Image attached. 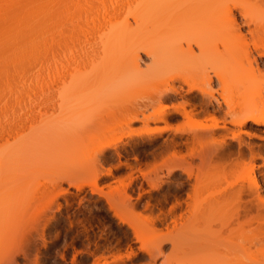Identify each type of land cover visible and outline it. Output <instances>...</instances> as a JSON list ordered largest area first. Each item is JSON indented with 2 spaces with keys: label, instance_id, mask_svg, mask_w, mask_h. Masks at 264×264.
Wrapping results in <instances>:
<instances>
[{
  "label": "bare ground",
  "instance_id": "obj_1",
  "mask_svg": "<svg viewBox=\"0 0 264 264\" xmlns=\"http://www.w3.org/2000/svg\"><path fill=\"white\" fill-rule=\"evenodd\" d=\"M3 1L0 264H20L18 254L28 255L21 241L31 232L22 235L19 231L25 214L16 205L24 195L19 190L6 191L11 175L21 179L34 162L68 153L73 148L71 141L104 116L113 124H123L129 134L123 146L116 142L102 146L93 157L91 170L101 167L105 153L126 159L127 146L136 143L131 137L134 121L147 132H170L164 142L170 149L181 150L189 141L188 149H192L194 143L212 138L217 130L221 137L216 148L197 161L192 156L169 160L164 178L143 176L155 190L173 184L178 193L188 185L185 197L176 198L166 211L159 209L148 228L137 218L139 205L131 199L132 185L137 191L143 189L142 181L136 184L132 169L121 190L92 186L91 192L98 195L93 202L102 197L112 215L132 234L128 248L137 242L143 258L139 264H247L246 179L240 176L227 182L204 203L195 205L191 200L216 182L209 180L212 163L220 158L230 160L234 142L240 147L247 144L241 137L240 132L245 131L241 125L264 126V82L259 80L264 73V0ZM100 51H106V57L97 61ZM35 61L38 75L43 77L39 87L35 83L40 92L32 89L28 93L23 85L19 87L21 83L12 89L11 81L26 78L29 66L38 65ZM79 64L88 65L76 76ZM115 64L118 69L112 74L109 68ZM103 71L112 76L101 75ZM119 73L126 76L119 80ZM172 115L181 118L176 126L167 122ZM196 116L208 118L209 123L194 125ZM65 140L71 141L65 144ZM223 169L217 180L227 177ZM76 176L69 172L60 179L74 183L81 194L83 183ZM17 187L21 185L17 183ZM57 188L62 190L61 184ZM190 217H199L209 233L187 224ZM149 231L156 238L147 244ZM165 242L168 250L162 248ZM257 242L264 243V224ZM119 258H114V264H120Z\"/></svg>",
  "mask_w": 264,
  "mask_h": 264
},
{
  "label": "rangeland",
  "instance_id": "obj_2",
  "mask_svg": "<svg viewBox=\"0 0 264 264\" xmlns=\"http://www.w3.org/2000/svg\"><path fill=\"white\" fill-rule=\"evenodd\" d=\"M0 4L2 6L3 3ZM98 53L96 60H105L106 51ZM31 63L32 66L38 64L36 61L35 64L34 62ZM35 66L34 69L29 66L31 70L28 67L29 70L27 73L25 72L26 78L23 76L25 81H22L23 78L13 79L14 83L11 81V86L14 88H11L16 89V84L21 83L19 87L23 85L22 88L28 93L34 92L32 89L40 92L38 87L43 77L38 75L39 64ZM85 66L81 64L75 75L79 76V72H82ZM116 69H118L117 64L109 68L112 74H116ZM70 71L74 73L72 67ZM110 71H103L101 75L112 76ZM125 76V73H119L117 79L122 80ZM259 80L264 82V73L259 76ZM55 81L57 82V79ZM19 87L17 86V88ZM179 90L185 93L184 89L179 88ZM169 99L174 101L173 98ZM37 109L38 107L36 111ZM40 111L43 110L40 109ZM36 113L38 114V112ZM177 120H181V118L173 115L167 117V122L173 126H176ZM97 121L98 123L91 130L81 137L73 139L74 141L70 140L73 148L71 147V150L69 148L68 153L65 152L55 157L50 155L51 157L44 162L36 161L33 169L30 168V172L25 174L24 179H20L17 175H11L9 183H6V188L2 185L8 192L17 193L19 190V193L24 195V198L21 195L22 200L16 205L22 206V215L25 214L19 231L22 235L31 232L29 236H26V239H21L23 246L28 250V255L18 254L20 264L22 261L23 264H114L115 257L121 258L120 264H139L143 258L137 249V242L132 244V250L128 248L127 244L132 240V234L126 229L125 224L112 215L102 197H99L98 202H93L98 195L91 192L92 186L103 189V191L121 190L123 186L127 185V174L132 169L131 173L135 177L136 184L142 181L143 189L137 191V186L132 185L134 191L131 192V196H133L131 199L138 203L137 218L139 216L141 223L146 227L148 221L153 220L159 213V209L166 211L170 204L175 203L176 198L182 200L188 185L179 189L178 193L175 192L173 184H164L163 188L155 190L151 189L143 176L147 174L152 179L164 178L165 167L169 160L192 156L193 160L197 161L199 156L213 151L221 139L217 130V134L212 138L194 143L192 149H188L191 146L190 141L188 146L181 148V150L170 149L164 143L170 137V132L164 130L147 132L142 129L140 122L134 121L131 123V128L135 131L131 137L136 143L127 146L129 150L126 159L123 157L120 159L112 158L111 153H105L106 160L103 158L101 167L98 170H91L93 157L99 153L98 150L102 146L113 142H116L118 147L123 146L122 143L129 134L123 124H113L108 121L106 116ZM151 122L149 123L150 126L153 124ZM207 123H209L208 118L201 116H196L193 121L194 125ZM241 127V130H245L240 132L241 137L247 144L243 143L240 147L234 142L233 146L230 147L233 154L230 160L220 158V160L212 163L209 180L216 182L214 184L212 182L209 188L202 190L198 196L191 200V203L197 205L209 201L227 182L240 176L244 177L247 181L246 262L247 264H264V243L257 242V234L264 224V126L242 124ZM182 136L183 141L185 135ZM66 141L65 144L70 142ZM56 145L58 146V144ZM222 151L225 153L228 150ZM232 159L234 165H230ZM222 169L228 173L227 177L217 180L216 177L218 178ZM69 172L77 173L75 180L78 183H83L81 194L76 192L74 183L69 184L60 179L61 175ZM176 177L178 176L174 175V178ZM17 183L21 185L20 188L17 187ZM58 184H61L62 190L57 188ZM137 194H139L138 198L136 197ZM81 195L84 197L81 198ZM186 223L193 225L200 233H209L207 226L199 217H190ZM216 227L212 224V228ZM149 233L151 235L147 236V244L156 238L153 232L149 231ZM162 248L168 250L169 243L162 244Z\"/></svg>",
  "mask_w": 264,
  "mask_h": 264
}]
</instances>
